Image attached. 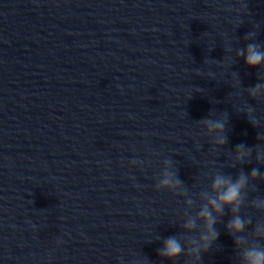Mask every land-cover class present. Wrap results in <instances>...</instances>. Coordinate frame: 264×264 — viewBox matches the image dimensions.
I'll use <instances>...</instances> for the list:
<instances>
[{
	"label": "clouds",
	"instance_id": "clouds-1",
	"mask_svg": "<svg viewBox=\"0 0 264 264\" xmlns=\"http://www.w3.org/2000/svg\"><path fill=\"white\" fill-rule=\"evenodd\" d=\"M241 3L244 8H247V3L244 0H241ZM255 35V32H250L246 39H251ZM237 56L244 57L245 63L249 67L264 65V51H261L260 45L256 43H249L246 51L244 49L238 50ZM248 92L252 98H264V83H257L249 88ZM254 112L255 109L249 106L246 114L249 123L258 127L260 120L253 115ZM200 123L205 127L206 135L211 138L214 146L219 148L227 143L225 136L226 113L221 118L204 119ZM257 139L261 140L260 134L257 135ZM252 151V148H246L243 143L238 144L235 149L234 160L237 163H242L246 158L251 157ZM256 160L258 163L264 162V152L258 150ZM136 162L135 160L132 161V163ZM258 178L264 179V174H261L258 168H253L250 175L241 172L235 180L230 175L217 171L212 178L210 189L199 194L203 201L199 211L195 216L189 217L183 225L186 232H192L197 229L198 221L203 222L199 238H188L187 254L194 257V264L200 260L201 252L208 251L217 240L219 233L214 225L217 223L218 217L224 215L226 208L230 209L231 212V218L226 228L229 234L235 238L236 247L239 249V264H264V242H262L264 241V219L257 220L250 236L241 235L252 224L251 216L245 217L240 214L242 206L247 202L249 180ZM181 186L182 182L176 178V173L172 168V161L166 160L161 178L156 184L157 190L176 189ZM188 204L192 205L193 201L189 200ZM251 207L264 212V200L259 198L252 200ZM185 251L180 239L172 236L163 241V247L158 250V254L174 260Z\"/></svg>",
	"mask_w": 264,
	"mask_h": 264
}]
</instances>
